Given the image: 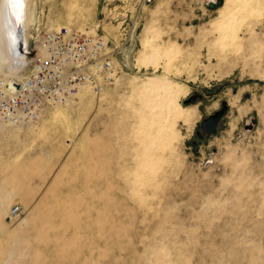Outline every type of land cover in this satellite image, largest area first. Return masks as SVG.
<instances>
[{
    "label": "rangeland",
    "instance_id": "obj_1",
    "mask_svg": "<svg viewBox=\"0 0 264 264\" xmlns=\"http://www.w3.org/2000/svg\"><path fill=\"white\" fill-rule=\"evenodd\" d=\"M208 2L29 0L30 52L37 27L118 40L119 24L127 44L115 85L84 89L35 123L0 119V264H264V17L224 44L223 0ZM150 35L171 46V62L142 58ZM157 75L179 84L190 111L145 174L156 145L135 88Z\"/></svg>",
    "mask_w": 264,
    "mask_h": 264
},
{
    "label": "built area",
    "instance_id": "obj_2",
    "mask_svg": "<svg viewBox=\"0 0 264 264\" xmlns=\"http://www.w3.org/2000/svg\"><path fill=\"white\" fill-rule=\"evenodd\" d=\"M117 32L118 40L102 33L80 35L65 27L32 30L33 51L28 46L20 49L27 59L20 80L8 82L0 74V119L12 125L38 122L52 108L74 99L85 86L99 90L115 85L127 44L119 39L123 37L119 24ZM11 212L18 216L20 209L14 207Z\"/></svg>",
    "mask_w": 264,
    "mask_h": 264
},
{
    "label": "bare ground",
    "instance_id": "obj_3",
    "mask_svg": "<svg viewBox=\"0 0 264 264\" xmlns=\"http://www.w3.org/2000/svg\"><path fill=\"white\" fill-rule=\"evenodd\" d=\"M28 2L29 0H0V47L2 46L0 62L5 63V68L8 70L7 75L2 72L0 74L8 82L11 81L10 79L20 80V71L27 64V59L20 54V49L26 48L28 43L24 31ZM257 2L253 4L248 0H223V5L221 3L222 6L218 9L219 28L216 29L222 43L230 45L236 41L237 29L245 19H263L264 6L258 5ZM102 34L109 36L104 32ZM155 39L154 35L146 38L142 47V58L148 62H154L164 57L171 62L173 57L171 46L155 45ZM136 85L137 94L135 95L140 104L146 108L145 115L140 122L144 129L147 125L150 127L151 131H145L150 141L156 145L155 152L146 153L147 156L145 155L143 159V170L145 174H153L159 163L157 152L161 153L166 150L171 143L175 120L184 119V122H187L190 110L180 103V96L184 91L177 82L170 81L167 76H152ZM87 88L91 89L85 86L77 93ZM60 107L62 106H56L51 110Z\"/></svg>",
    "mask_w": 264,
    "mask_h": 264
},
{
    "label": "water",
    "instance_id": "obj_4",
    "mask_svg": "<svg viewBox=\"0 0 264 264\" xmlns=\"http://www.w3.org/2000/svg\"><path fill=\"white\" fill-rule=\"evenodd\" d=\"M222 0H216L215 2H208V7L214 8L216 5H221ZM195 101V97H191L187 103H193ZM217 124V116H211L202 123V129L212 132Z\"/></svg>",
    "mask_w": 264,
    "mask_h": 264
}]
</instances>
